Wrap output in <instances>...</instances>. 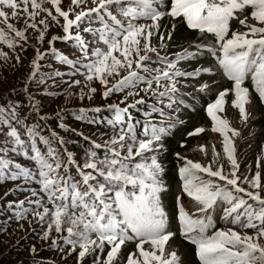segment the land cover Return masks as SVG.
<instances>
[{
    "label": "snow or ice",
    "instance_id": "snow-or-ice-1",
    "mask_svg": "<svg viewBox=\"0 0 264 264\" xmlns=\"http://www.w3.org/2000/svg\"><path fill=\"white\" fill-rule=\"evenodd\" d=\"M88 4L89 0H70L67 5L62 0H0V44L13 51L19 46L23 51L28 43L26 32L31 29L39 44L49 46L45 51L34 48L23 89L27 105L0 104V183L20 182L5 196L28 193L22 200L7 201L5 207L12 213L9 219L27 220L30 225L34 221L40 226V239L50 241L49 247L61 259L75 253L76 264L87 260L91 264H183L175 249L166 250L177 232L193 246L198 264H264L260 171L264 144L255 173L248 174L250 164L240 173L235 138L243 140V134L218 115L231 95L230 106L238 109L240 123L248 126L246 105L251 93L246 81L264 104V0H90L91 6ZM165 17L171 18L170 26L161 25ZM249 18L254 23H247ZM10 20H22L23 27ZM232 21L245 31L236 30ZM177 22L197 32L200 42L168 54L165 50ZM94 23L99 27H92ZM57 28L62 35H48L49 29ZM81 32L91 34V43ZM58 40H72L80 56L70 59L58 53L53 47ZM48 55L70 71L41 72L39 62ZM205 55L212 58V65L192 70L180 67ZM11 58L20 62L18 54ZM0 59L7 62L9 53L0 50ZM217 73L230 86L219 90L205 111L211 131L222 137L227 170L214 145L207 164L174 153L179 190L169 214L162 199L168 191L165 169L158 160V154L166 150L163 139L177 123H184L177 115L181 108L191 107L185 101L190 94L182 91L188 86L185 81ZM49 80L51 85H47ZM216 83H201L196 91L210 92ZM30 86L38 91L45 86L42 95H63L66 101H90L98 91L105 100L120 94L118 103L106 105L110 118L104 122L111 134L105 133L107 138L97 143L64 123L65 109L58 110L57 127L89 142L83 160L78 161L65 147L69 141L47 127L51 117L41 114L42 105ZM61 86L59 93L49 90ZM22 107L28 111L21 114ZM101 110L79 107L68 111L76 120L94 124L97 121L88 120V113ZM32 118L36 122L29 123ZM45 128L47 135L43 134ZM205 131L202 126L194 127L186 138ZM180 147H185V141ZM199 151L208 155L205 145ZM15 156L25 158L31 166L16 162ZM185 198L193 202V211L186 208ZM217 221L224 227H216ZM7 224L6 220L5 227ZM248 229L252 234L245 231ZM128 243L134 244V251L125 255L122 249ZM30 251L35 254L37 249L32 246ZM32 264L45 262L33 260Z\"/></svg>",
    "mask_w": 264,
    "mask_h": 264
},
{
    "label": "trees",
    "instance_id": "trees-1",
    "mask_svg": "<svg viewBox=\"0 0 264 264\" xmlns=\"http://www.w3.org/2000/svg\"><path fill=\"white\" fill-rule=\"evenodd\" d=\"M70 0H62L64 5H67ZM88 6H91L90 0ZM16 27H23V21H15L10 20ZM161 25L170 26L172 23L171 18L165 17L162 21H160ZM247 23H254L250 18ZM232 26L238 31H245L243 26H240L236 23V21H232ZM92 27H99L98 23H94ZM62 35V31L60 29H49L48 35L51 34ZM28 36V43L24 45L23 51H21L20 47L17 46L13 51L12 49L7 48L6 45L0 44V50H3L9 53L10 59L5 62L0 59V104L6 103H20L23 105H27L26 93L23 91L25 86L26 77L30 73V62L35 56L34 48H39L41 51H45L49 48L47 43L39 44L35 37L37 33L33 32L29 29L26 32ZM82 37L89 43L92 41V36L90 33L81 32ZM165 39L167 40V36L165 35ZM207 39L211 41V36H208ZM200 42L198 40L197 32L193 30L187 29V27L183 23L177 22L176 29L173 32V36L171 41H168L169 46L165 50L168 54H174L178 51H181L183 48H188L193 43ZM153 43H156V40L153 39ZM102 47V45H97ZM53 47L60 54L68 56L70 59H76L80 56V52L76 49L75 44L72 40H58L54 43ZM20 56V62L16 63L13 57L14 55ZM41 64V72L49 73L54 70H59L61 72L70 71L67 65L60 64L54 56L48 55L45 59L39 62ZM214 62L210 56L205 55L203 58L196 60L195 62H185L180 65L185 70H192L195 67L203 66L207 67L212 65ZM218 74V73H217ZM215 76L202 75L196 79H189L185 81L188 85L186 88H183L182 91L190 94L185 97L186 103L191 105L190 108H181L180 112L177 113L180 120L184 121L183 124L177 123L176 126L171 130L170 134L163 139V144L166 150L160 152L158 154V160L162 164L165 169L163 174L164 183L168 189V191L163 195V204L166 211L171 214L175 207V194L174 187L179 185V180L177 176V165L178 161L174 155L176 152H183L184 150H188L190 158L194 162H200L202 164H207L209 160H211V146L214 145L217 153H220L221 162L225 163V170H227L226 161L223 160V152H222V138L219 133H215L211 131V127H208V124H205L207 120V114L205 111L206 104L211 102L215 95L214 93H200L197 92V87L204 82H208L211 84L213 80L217 83L213 86L216 88L219 87V90L223 88L229 87L230 82L223 81V78ZM74 79H79L80 77H73ZM216 78V79H214ZM59 80V78H56ZM65 80L69 78L67 76L64 77ZM52 80L47 81V85H51ZM99 87L98 85H96ZM246 86H249L251 90L250 81H246ZM45 86H41L39 91L35 86H30V91L37 93L36 99L40 101L42 105L41 114H47L51 117L48 120L47 127L52 128L53 130L59 132L60 135L64 136L69 143L65 145V147L74 153L75 157L78 161L83 160L84 153L89 149V142L84 140L81 136L76 135L75 133H66L63 130L57 127L59 121L56 119V112L60 109H65L62 113L63 122L66 123L70 128H74L77 132H82L85 136L90 137L95 140L97 143H102L104 139L107 137L104 135L105 133L111 134V128L104 122L107 118H110V113L108 112L106 105L111 103H118L121 95L115 94L109 97L108 99H103L99 94V91L96 94H93V98L89 101L87 99L80 101L79 99H72L71 101H66L63 95H57L55 97H48L47 95H42ZM61 88H50L49 90L55 91L57 93L62 91ZM13 89L16 91L13 93ZM213 90V89H212ZM230 105L231 95L226 98ZM250 104L248 106L247 112L250 113V118L248 121V126L245 127L242 125L238 127V130L243 134L244 139L248 138L253 139L252 142H255V150L251 151L252 157L254 159L253 163L251 162V172L248 173L252 175L256 171V158L261 152V144H264V107L259 102L258 97L254 92H251ZM253 106V107H252ZM79 107H85L89 109L101 108V112L96 113L94 111H90L88 113V120H95L97 123H88L87 121H79L75 119L74 114L69 109H75ZM123 107V105H121ZM237 110V109H235ZM28 111V107H22L20 109L21 114L26 113ZM255 113V115H254ZM137 119H141L138 113H133ZM238 121L240 122L239 112ZM29 123H34L35 118H32L28 121ZM196 122V123H195ZM202 126L206 129L205 132H210L214 134L215 139H210L209 143L203 142L200 138L204 133L199 134L196 137H187L186 133L191 131L194 127ZM249 129L252 131V135H249ZM261 129V130H260ZM44 135H47V129L44 130ZM185 141V147H180V142ZM238 140H242L240 138H235L236 147L238 149ZM262 140V141H261ZM252 142H248L247 145L250 147ZM205 145L208 149V155L205 156L203 153L199 151V146ZM102 152V149L100 150ZM237 157L240 162V173L246 172V164L243 160L239 159V151H237ZM14 160L18 163H21L25 166H31L30 162L23 157L15 156ZM74 171V170H73ZM261 171V179L262 183H264V160L261 161L260 166ZM14 183L17 182H6L0 183V228H4L3 231H0V264H32L33 260L36 261H44L45 264H76L75 253L65 256L63 259L60 258V254L49 247L50 241H43L40 239V226L36 224L34 221L29 224L27 220H21L19 222L15 220H10L11 210H7L5 205L7 201H17L22 200L27 192H15L8 196H5L4 193L14 186ZM32 187H36V185H31ZM27 187V186H26ZM247 187V185H245ZM264 195V193H262ZM184 202H186L189 207L194 210L193 202L189 199L185 198ZM8 221V224L4 225L5 221ZM28 220H32V217L29 216ZM174 223L171 225L173 228ZM216 227H224L223 223L217 221ZM173 231H176V228H173ZM249 234H252V230H245ZM171 244L176 246L175 250L177 254L182 258L183 264L185 261L188 264H198V261L194 257L193 254V246L187 243L177 232V234L170 239L168 242L167 249L171 251ZM130 248L128 252L134 251V244L129 243ZM32 246H35L37 252L33 254L30 249ZM148 245H145L147 248ZM128 248L123 247V254H127L124 250ZM107 251V249H105ZM86 264H91V260H87Z\"/></svg>",
    "mask_w": 264,
    "mask_h": 264
},
{
    "label": "rangeland",
    "instance_id": "rangeland-1",
    "mask_svg": "<svg viewBox=\"0 0 264 264\" xmlns=\"http://www.w3.org/2000/svg\"><path fill=\"white\" fill-rule=\"evenodd\" d=\"M218 77L223 78L219 73L217 74V77L216 78H218ZM216 78H214V79H216ZM223 81L226 82L227 80L225 78H223ZM212 89L213 90H211L209 93L216 94L219 91V87L216 88V89H215V87H212ZM250 93H251V90H250ZM250 99H251V96H250ZM248 106L249 105H246V110H248ZM237 111H238V109L235 110L229 104L226 103L224 111L221 112V113H218V115H220L222 118L227 119L232 127L238 129V127H241L243 124H241L238 121V119H237L238 118ZM254 115H255V113H254ZM205 124L206 125L208 124V127H211L212 122H211V119L209 117H207V120L205 121ZM263 130H264V128H263ZM215 137L216 136L214 134H212V133H210L208 131V132H205L204 133V138H203V136H201L200 138L203 140V142L209 143L210 142V139H215ZM252 141H253V139H251V138H248L247 140H238L237 141V143H238V151H239V159L243 160L246 164H250L251 162L253 163V161H254L250 150L251 151H256L255 150L256 143L255 142H252ZM248 142H252V144L250 145V147H248V145H247ZM235 144H236V141H235ZM189 149L188 150H184L183 152H181V155H186L189 159H191L190 158L191 156L189 155ZM220 157L222 158V156H220ZM178 190H179V185L177 187L176 186L174 187V194L177 193ZM184 204H185L186 208L189 211H193L186 202H184ZM173 228H176L175 223L173 225ZM127 247L128 248H126L124 250V252H127L128 253V249H131L129 243L127 244ZM175 248H176V246H174L173 244H171V249H175ZM166 249H167V246H166ZM184 264H188V262L185 261Z\"/></svg>",
    "mask_w": 264,
    "mask_h": 264
},
{
    "label": "clouds",
    "instance_id": "clouds-1",
    "mask_svg": "<svg viewBox=\"0 0 264 264\" xmlns=\"http://www.w3.org/2000/svg\"><path fill=\"white\" fill-rule=\"evenodd\" d=\"M262 106L264 107V104H262Z\"/></svg>",
    "mask_w": 264,
    "mask_h": 264
}]
</instances>
